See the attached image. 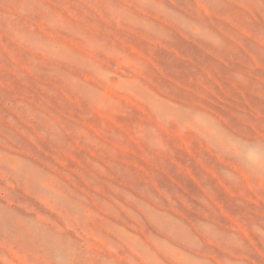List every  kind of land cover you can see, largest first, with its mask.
I'll use <instances>...</instances> for the list:
<instances>
[{"label": "rangeland", "instance_id": "374dc122", "mask_svg": "<svg viewBox=\"0 0 264 264\" xmlns=\"http://www.w3.org/2000/svg\"><path fill=\"white\" fill-rule=\"evenodd\" d=\"M0 264H264V0H0Z\"/></svg>", "mask_w": 264, "mask_h": 264}]
</instances>
